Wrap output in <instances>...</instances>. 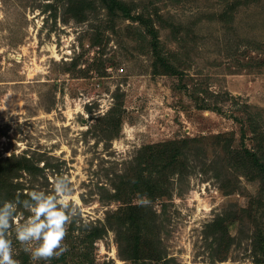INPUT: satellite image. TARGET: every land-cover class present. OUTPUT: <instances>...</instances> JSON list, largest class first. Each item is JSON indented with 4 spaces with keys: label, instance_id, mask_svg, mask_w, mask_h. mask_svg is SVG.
Instances as JSON below:
<instances>
[{
    "label": "rangeland",
    "instance_id": "1",
    "mask_svg": "<svg viewBox=\"0 0 264 264\" xmlns=\"http://www.w3.org/2000/svg\"><path fill=\"white\" fill-rule=\"evenodd\" d=\"M86 1L77 20L68 0H0V158L28 154L43 167L14 181L50 190L64 175L77 218L102 221L130 195L124 186L117 199L115 187L145 145L189 138L169 194L147 202L158 264H264V179L241 157L264 151V0H124L155 19L160 52L181 76L154 71L139 21ZM107 116L121 119L118 131ZM26 247L13 242L17 264L18 254L36 263ZM91 256L139 264L117 249L113 230Z\"/></svg>",
    "mask_w": 264,
    "mask_h": 264
},
{
    "label": "trees",
    "instance_id": "2",
    "mask_svg": "<svg viewBox=\"0 0 264 264\" xmlns=\"http://www.w3.org/2000/svg\"><path fill=\"white\" fill-rule=\"evenodd\" d=\"M104 5L110 18L122 15L139 21L150 35V47L154 57L153 68L156 73L174 74L181 76L182 72L169 62L168 56H164L159 49L158 30L154 27L155 19H151L149 14L144 11L133 13L135 5L124 0H100ZM239 2V1H237ZM90 4L86 0H68L66 10L73 17L82 20L85 16V9ZM232 6V4H231ZM161 26V16L156 15ZM164 25V24H163ZM165 26V25H164ZM173 32H178V27L173 28ZM185 88L187 86L181 85ZM196 106L200 109L213 108L220 111L217 105H210L203 99L195 98ZM247 117V128L254 136L260 135V123L250 114L245 113ZM109 117L108 127H114L115 131L120 129V120L115 117ZM245 128L242 127L244 133ZM187 139L169 140L157 144L145 145L134 163L128 167L127 173L123 175L124 180L115 187L117 199L120 197V190L126 186L130 195L123 198V205L118 206L110 213L106 212L105 218L100 221L84 223L82 218L74 217L68 227L63 240V246L66 250L59 256H53L47 259L35 260V264H92L91 249L95 241L101 239L109 230H113L116 236L117 249L123 252L125 259H130L139 264H158L162 259L161 252L156 248L154 238L151 234V218L153 217L151 209L147 202L157 196H167L168 175L180 173L185 169V164L181 162L186 154L184 147ZM230 149L229 145L224 146ZM225 149L223 151L225 152ZM240 155V154H239ZM241 157L248 161L250 166L256 171V176L264 179V151L263 149L250 151L244 149ZM181 159V160H180ZM44 163L43 165H45ZM168 169V170H167ZM43 167L37 165L32 155L10 154L0 158V202L5 200H14L17 196L21 199L27 198V193L33 187H38V183L26 184L20 180L14 181L19 173L37 175ZM132 170V171H131ZM135 197L138 201H132ZM243 210V209H241ZM19 212L27 215L26 210L22 208ZM79 220V221H77ZM213 224V223H212ZM216 225V224H215ZM10 238V237H9ZM15 239L13 242H16ZM16 257L22 258V264H28L29 255L18 254Z\"/></svg>",
    "mask_w": 264,
    "mask_h": 264
},
{
    "label": "clouds",
    "instance_id": "3",
    "mask_svg": "<svg viewBox=\"0 0 264 264\" xmlns=\"http://www.w3.org/2000/svg\"><path fill=\"white\" fill-rule=\"evenodd\" d=\"M73 186L64 175L54 177L51 189L33 187L27 198L0 202V264H17L13 258L12 239L26 247L33 260L59 256L66 248L63 240L67 224L78 215ZM26 210L27 215L19 212Z\"/></svg>",
    "mask_w": 264,
    "mask_h": 264
}]
</instances>
